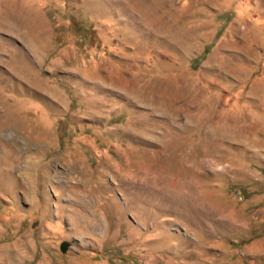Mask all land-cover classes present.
Returning <instances> with one entry per match:
<instances>
[{
    "label": "rangeland",
    "instance_id": "374dc122",
    "mask_svg": "<svg viewBox=\"0 0 264 264\" xmlns=\"http://www.w3.org/2000/svg\"><path fill=\"white\" fill-rule=\"evenodd\" d=\"M0 264H264V0H0Z\"/></svg>",
    "mask_w": 264,
    "mask_h": 264
},
{
    "label": "water",
    "instance_id": "95a60500",
    "mask_svg": "<svg viewBox=\"0 0 264 264\" xmlns=\"http://www.w3.org/2000/svg\"><path fill=\"white\" fill-rule=\"evenodd\" d=\"M66 247H67V246H66L65 243H62L61 246H60V248H61L62 251H65V250H66Z\"/></svg>",
    "mask_w": 264,
    "mask_h": 264
}]
</instances>
